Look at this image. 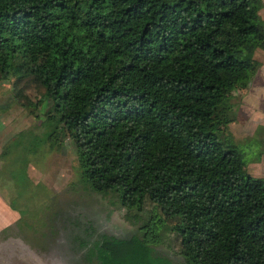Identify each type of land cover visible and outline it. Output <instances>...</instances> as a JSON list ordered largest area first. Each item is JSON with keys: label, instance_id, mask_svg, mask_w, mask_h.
Here are the masks:
<instances>
[{"label": "trees", "instance_id": "1", "mask_svg": "<svg viewBox=\"0 0 264 264\" xmlns=\"http://www.w3.org/2000/svg\"><path fill=\"white\" fill-rule=\"evenodd\" d=\"M263 0H0V80L32 77L88 188L135 222L92 264H264V123H229L264 49ZM44 118V119H45ZM173 218L168 226L163 221ZM171 230L180 262L156 251Z\"/></svg>", "mask_w": 264, "mask_h": 264}, {"label": "rangeland", "instance_id": "2", "mask_svg": "<svg viewBox=\"0 0 264 264\" xmlns=\"http://www.w3.org/2000/svg\"><path fill=\"white\" fill-rule=\"evenodd\" d=\"M260 14L264 18V5ZM255 57L261 65L249 86L236 92L231 110L229 127L238 141L264 123V49ZM44 91L30 76L0 80V227L11 222L0 228V264H92L86 256L91 243L103 234L135 233L152 204L135 222L133 211L120 207L111 192L94 191L79 180L69 134L45 118L51 104ZM246 168L264 177V155ZM13 213L20 217L15 220ZM159 216L168 226L175 222ZM155 249L182 260L171 230Z\"/></svg>", "mask_w": 264, "mask_h": 264}, {"label": "crops", "instance_id": "3", "mask_svg": "<svg viewBox=\"0 0 264 264\" xmlns=\"http://www.w3.org/2000/svg\"><path fill=\"white\" fill-rule=\"evenodd\" d=\"M8 209V208H7ZM1 210H2V212H5V209L1 206ZM9 211H7V213H8ZM11 213V212H10ZM13 214H18V213H13ZM6 217H9V216H7V214H6ZM20 217V215L18 214V217L15 219V220H17L18 218ZM2 218V217H1ZM0 218V222L2 221V219ZM13 222V221H12ZM9 224H11V222L10 223H7V224H5V225H2V227H0V228H3V227H5V226H9Z\"/></svg>", "mask_w": 264, "mask_h": 264}]
</instances>
